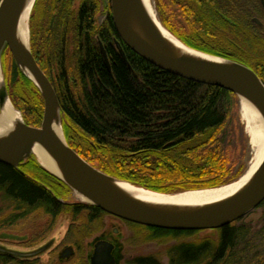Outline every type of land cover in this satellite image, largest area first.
I'll return each mask as SVG.
<instances>
[{
	"label": "trees",
	"instance_id": "1",
	"mask_svg": "<svg viewBox=\"0 0 264 264\" xmlns=\"http://www.w3.org/2000/svg\"><path fill=\"white\" fill-rule=\"evenodd\" d=\"M40 1L35 0L30 15L31 50L53 83L67 141L75 151L111 175L161 191L218 186L238 176L219 143L234 92L176 75L140 56L118 34L110 1L103 5L110 7L106 18L96 24L100 0H80L78 9L73 0H44L36 25L33 18ZM168 4L172 18L164 24L185 44L242 61L264 81V28L253 21L259 0H168ZM9 67L13 105L26 122L39 124L40 89L13 56ZM35 157L30 154L17 166L0 162L1 232L15 229L14 224L35 211L52 220L68 212L87 226L106 214L92 203L63 201L54 188L34 179L33 175L41 176L67 193L73 190ZM258 206L264 208V200ZM79 226L70 225L69 234L80 264H85L83 235L88 227ZM136 228L145 232L147 241L174 240L166 249L168 264H264V213L261 227L237 219L216 228L215 236L199 237L197 229ZM39 254L24 257L0 251V264H44ZM131 262L163 264L156 254L136 255Z\"/></svg>",
	"mask_w": 264,
	"mask_h": 264
},
{
	"label": "water",
	"instance_id": "2",
	"mask_svg": "<svg viewBox=\"0 0 264 264\" xmlns=\"http://www.w3.org/2000/svg\"><path fill=\"white\" fill-rule=\"evenodd\" d=\"M261 1L264 5V0ZM110 3L118 34L123 42L140 56L176 75L217 85L237 95H243L257 106L264 117V82L252 68L240 61L227 58H224L227 62H214L172 54L167 50L164 39L141 9L139 0H110ZM20 7L21 0H0V56L4 47L8 46L19 69L39 87L44 99V113L39 126L27 124L22 119L10 135L0 138V162L17 166L22 159L31 153L35 154L32 148L35 143H39L50 154L61 175L43 167L66 182L74 191L83 194L89 203L126 220L154 227L189 230L220 228L241 218L264 200V162L253 180L244 189L225 200L197 209H162L147 205L122 191L113 182V178L118 177L86 161L54 131L55 118L61 113L59 97L50 79L37 63L30 46L25 48L17 39L16 28ZM133 10L137 12L140 21L158 46L135 32L130 23ZM253 21L261 24L257 17H253ZM116 45L122 57L125 58V52L118 40ZM100 50L105 64L110 68L107 52L101 42ZM23 65L32 76L25 72ZM4 89V93L0 91L1 109L5 95L9 97L5 85ZM186 190L189 189L180 191ZM45 247L47 246L34 251H20L0 245V251L25 257L36 255ZM114 248L113 242L97 239L93 242L90 264H117L113 254ZM71 252L72 247H68L62 251L61 256H68Z\"/></svg>",
	"mask_w": 264,
	"mask_h": 264
},
{
	"label": "rangeland",
	"instance_id": "3",
	"mask_svg": "<svg viewBox=\"0 0 264 264\" xmlns=\"http://www.w3.org/2000/svg\"><path fill=\"white\" fill-rule=\"evenodd\" d=\"M100 1H101V4H100V9L98 10V13H97L96 24H98L99 22H102L106 18V16H107L106 10L110 9V7L108 9L107 8L104 9V6H103L105 3H108L110 0H100ZM152 1H153V5L157 11V15H158L161 23L174 36H176L178 39H180L175 33H173L167 27V25L164 24V21L171 23V18H172L170 16V13H169L168 0H152ZM256 1L257 0H255V2ZM259 1L261 3V6L258 10H256V14L253 15V17H257L260 20L261 24H258L255 21L254 22L257 25H260L261 27L264 28V5H263L261 0H259ZM79 3H80V0H73L74 9H78ZM44 4H45V1L41 0L39 5H38V8L35 11V15L33 18L34 19L33 24L37 25V22L40 20L41 11H42ZM30 15H31V13H30ZM29 41H30V17H29ZM183 43H185V42H183ZM201 43L204 44L203 42H201ZM213 43H215V42H213ZM205 44H206V46H208L210 48H212V46H213V44L208 43V42ZM29 46L31 48V44ZM192 48H194V47H192ZM194 49H197V48H194ZM197 50H200V49H197ZM200 51H203V50H200ZM203 52H205V51H203ZM206 53H208V52H206ZM209 54H211V53H209ZM212 55H214V54H212ZM215 56L221 57L219 55H215ZM11 57H12L11 50L9 49L8 46L6 49V46H5L2 53H1V56H0L3 81H4V85L6 86L7 92L9 93V90H11L15 94V91L13 90L12 84H11V87L9 86V77H10L9 65L11 64ZM222 58H224V57H222ZM230 60H233V59H230ZM36 61L39 64V66L41 67V69L43 70L39 61L37 59H36ZM240 62H242V61H240ZM242 63H244V62H242ZM244 64H246V63H244ZM246 65L249 66L248 64H246ZM250 68H252V67H250ZM48 78L50 79L49 76H48ZM50 81H51V79H50ZM262 81H263V79H262ZM51 83H52V81H51ZM18 100H19L18 103H21V99H18ZM238 100H239V95L236 94L234 102H232V104H230L228 107L229 112H228L226 124L222 128V130L220 131V134H219V143L221 144L222 149L226 153L228 152V154L231 156L232 162L235 163L233 173H236L237 171H239L238 176L235 179H232L231 181L236 180L243 173V171L245 169V160H246V155H247V150H248L247 135L244 131V125L240 121L239 115H238ZM18 110L20 111V113L22 115V119L24 120L25 123L33 125V126H39L40 125L41 122L39 124H31L29 122H26L21 110L20 109H18ZM0 111H1V108H0ZM43 113H44V99H43L42 117H43ZM60 117H61V113H60ZM41 121H42V118H41ZM61 124H62L64 139L67 141L68 134L64 129V123L62 121V118H61ZM67 143H68V141H67ZM31 154H33V153H31ZM35 158L37 160V157H35ZM37 162L39 163L38 160H37ZM40 165L43 167L42 164H40ZM43 168L45 170H47L45 167H43ZM47 171H49V170H47ZM50 173H52V172H50ZM53 175H55V174H53ZM32 177L34 179H36L38 181H42V182L46 183L47 185L51 186L52 188H54L56 190V192L59 193V197L61 196L60 198L63 201L65 200L68 202L89 203L88 200H79L76 197V195H75L76 191H74V190H72V192L67 193L66 190L60 186H58V187L56 186L57 188L54 187L55 184L52 183L51 179H44L41 176L34 177V175ZM121 179L127 180L124 178H121ZM127 181H129V180H127ZM231 181H228V182H231ZM228 182H225V183H228ZM132 183H134V182H132ZM225 183H222V184H225ZM134 184H137V183H134ZM138 185H140V184H138ZM219 185H221V184H219ZM141 186H143V185H141ZM208 187H213V186H208ZM198 188H207V187H195V188H184V189L178 188V189H175L172 191H163V190L162 191L157 190V191L164 192V193H171V192H177V191L185 190V189H198ZM149 189H152V188H149ZM152 190H156V189H152ZM263 213H264V208L257 206L254 209H252L251 211H249L248 213H246L244 216L239 218L238 220L244 221L246 223H250L251 226L258 228V227H261L263 225ZM114 216H116V215H113L111 213L106 212V214H104L101 218L96 220L93 225L87 226L84 223V220L80 221L81 224H79L78 221L73 220V218L71 217V214L68 212H61L54 220H52L49 217V215L45 214L44 212L35 211L29 217H27L23 220H20L16 225L14 224L12 227H16L15 229L7 228L6 230H4L2 232L0 231V245L7 247V248H10V249H17L20 251H34V250L39 249V248L46 245L47 247H45L40 252V254L38 253L39 259L42 261V263H44V264H75V261H76V264H80L81 263L80 258H79L80 254H79L77 246H75L72 242L73 241L72 240L73 235L71 233L69 234V229L72 226H73V228H77L79 225H81L82 227H88L87 231L85 230L86 231L85 235H83V244H84L83 247H84L85 264H90L89 258H90L92 251H93V242L96 241L97 239L106 238V236H105L106 233L112 232L113 229L116 228L114 226H118L117 231L119 233L118 239H120L119 240L120 246H119V250L116 253H114V255L116 256V258L118 260L117 261L118 264H133L131 262V260L134 256H136V255H147V254H156L160 257L161 262L163 264H168V257L166 255V249H167V246L169 244L174 242V240H168V241L149 240V241H147V240H145V232H140L138 230V228H136V227H144L143 226L144 224H140V223L132 222V221H127L131 225L128 224V225H125L124 227H120V225L114 221V219H113ZM70 225H71V227H69ZM89 227H91V228H89ZM197 230H198L197 236H199V237L215 236V234H216V228H205V229H197ZM11 238H13V239H11ZM189 238H192V236ZM68 247H72V252L68 256H64V257L61 256L62 251ZM77 258H78V260H77Z\"/></svg>",
	"mask_w": 264,
	"mask_h": 264
},
{
	"label": "bare ground",
	"instance_id": "4",
	"mask_svg": "<svg viewBox=\"0 0 264 264\" xmlns=\"http://www.w3.org/2000/svg\"><path fill=\"white\" fill-rule=\"evenodd\" d=\"M35 0H21V7L18 15L16 28L17 39L29 48V17ZM141 9L155 27L158 34L167 44V50L175 55H185L193 58L204 59L214 62H227L226 59L218 57L203 51L193 49L174 36L160 21L157 11L152 0H139ZM130 23L133 29L141 37L158 46L148 29L142 24L136 11H131ZM23 69L27 74L32 76L29 70L23 65ZM4 81L0 63V91L4 93ZM238 115L240 121L244 125V131L247 135L248 150L245 160V169L243 173L234 181L221 184L218 186L189 189L176 193H163L153 191L133 185L128 181L113 178V182L122 191L133 198L154 207L162 209L187 210L205 207L207 205L225 200L242 189H244L255 177L264 162V117L257 106L243 95H239ZM22 120L20 111L13 105L11 99L5 95L2 109L0 111V138L10 135L17 124ZM53 129L64 139L60 114L55 118ZM37 160L40 164L60 174V170L56 168L54 160L47 151L39 144L35 143L33 148ZM79 200H87V198L75 192Z\"/></svg>",
	"mask_w": 264,
	"mask_h": 264
},
{
	"label": "flooded vegetation",
	"instance_id": "5",
	"mask_svg": "<svg viewBox=\"0 0 264 264\" xmlns=\"http://www.w3.org/2000/svg\"><path fill=\"white\" fill-rule=\"evenodd\" d=\"M113 219H114V221L116 222V223H118L119 225H120V227H124L125 225H131L129 222H127V221H129V220H126V219H124V218H121V217H117V216H114L113 217ZM144 227H147L148 225H143ZM114 227H116V228H114L113 229V231L112 232H107L106 233V238H104V239H106V240H108V241H110V242H113L114 244H115V248H114V250H113V254L114 253H116L118 250H119V246H120V239H118V235H119V233H118V231H117V227L118 226H114ZM149 227V226H148ZM116 257V256H115ZM116 260H117V258H116ZM118 261V260H117ZM11 263H14V264H18V263H16V262H14V261H12ZM118 264V263H117Z\"/></svg>",
	"mask_w": 264,
	"mask_h": 264
}]
</instances>
